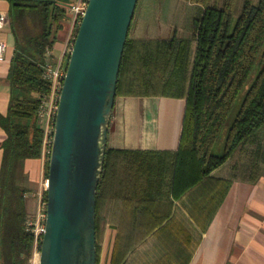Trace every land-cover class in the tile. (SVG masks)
Instances as JSON below:
<instances>
[{
  "label": "trees",
  "instance_id": "trees-1",
  "mask_svg": "<svg viewBox=\"0 0 264 264\" xmlns=\"http://www.w3.org/2000/svg\"><path fill=\"white\" fill-rule=\"evenodd\" d=\"M8 1L15 50L8 76L9 112L0 121L7 134L0 170V264H31L40 251L42 235L36 241L27 231L25 195L30 189L24 163L41 158L46 147L47 179L50 146L44 145L39 108L51 92V83L44 78V66L70 0ZM186 1L203 7L202 16L193 22L192 38H127L116 97H179L185 99V109L176 152L107 148L96 197L97 264L107 204L117 194H134L122 197L121 203L136 212L161 204L135 195L161 193L165 177H170L166 193L181 203L194 223L189 234L191 258L201 238L197 228L208 229L230 187L212 173L264 126V0ZM240 99L224 150L215 154L213 149ZM158 218L161 225L169 216ZM149 235L119 232L110 264H122Z\"/></svg>",
  "mask_w": 264,
  "mask_h": 264
},
{
  "label": "crops",
  "instance_id": "crops-1",
  "mask_svg": "<svg viewBox=\"0 0 264 264\" xmlns=\"http://www.w3.org/2000/svg\"><path fill=\"white\" fill-rule=\"evenodd\" d=\"M80 1L70 0L66 16L60 21L51 49L53 63L74 39L77 25L71 7ZM9 9V1L0 0V13L7 16V23L0 29V42L6 46L4 60L0 62V121L8 115L12 97L8 76L15 39ZM202 13L203 7L186 0H138L128 37L137 41L190 39L191 22ZM184 109L185 99L179 97H116L108 148L167 155L176 152ZM40 124L45 127L42 119ZM6 138L0 123V170ZM45 162L46 147L41 158L27 159L24 163L30 189L25 195L28 221L37 220L45 202ZM212 175L228 181L230 187L208 229L203 232L197 228L201 238L191 258L189 234L194 231L191 225L194 223L181 203L166 193L170 177H165L161 193L135 195L161 204L136 212L127 203H121L122 197L134 194H117L107 204L103 210L106 225L100 263L110 264L117 234L132 231L150 235L122 264H264V126L240 144ZM164 215L169 218L159 225L158 217Z\"/></svg>",
  "mask_w": 264,
  "mask_h": 264
},
{
  "label": "water",
  "instance_id": "water-1",
  "mask_svg": "<svg viewBox=\"0 0 264 264\" xmlns=\"http://www.w3.org/2000/svg\"><path fill=\"white\" fill-rule=\"evenodd\" d=\"M138 0H88L50 143L37 264H97L96 197L122 56Z\"/></svg>",
  "mask_w": 264,
  "mask_h": 264
},
{
  "label": "built area",
  "instance_id": "built-area-1",
  "mask_svg": "<svg viewBox=\"0 0 264 264\" xmlns=\"http://www.w3.org/2000/svg\"><path fill=\"white\" fill-rule=\"evenodd\" d=\"M88 0H81L78 4L71 7V11L74 15V21L78 26L86 9ZM7 23V16L0 13V29L4 27ZM73 42L68 44L67 48L64 50L61 58L57 60L56 63L52 62V52L48 50L47 56L48 61L44 66V78L51 83V92L48 96H45L41 106L39 108V117L44 121L45 127H43L45 132L44 145L50 146L53 128L55 122V115L58 108V100L63 85L64 77L66 74L68 58L73 47ZM6 46L4 43L0 42V62L4 60V53ZM46 187V183H45ZM46 217V202H44L42 208L40 209L36 221L27 222V231L34 234L36 241L43 234L44 223ZM38 255V253H37Z\"/></svg>",
  "mask_w": 264,
  "mask_h": 264
},
{
  "label": "rangeland",
  "instance_id": "rangeland-1",
  "mask_svg": "<svg viewBox=\"0 0 264 264\" xmlns=\"http://www.w3.org/2000/svg\"><path fill=\"white\" fill-rule=\"evenodd\" d=\"M192 26H193V22H191V28H192ZM74 35H75V34H74ZM67 61H68V60H67ZM66 64H67V62H66ZM240 102H242L241 99H240V101L237 103L236 108H235L233 114L231 115V117H230V119H229V122H228V124H227V127L223 130L220 140L216 143V145H215V147H214V149H213V153H215V154H221V153L223 152V150H224V145H225V140H226V136H227L228 128H229L230 124L232 123V121H233V119H234V117H235V115H236V113H237V111H238V109H239V107H240ZM37 253H38V252H35V253H34V257H33V259H32L31 264H37V262H38V256H37ZM100 260H101V259H100ZM100 262H101V261H100ZM100 262H99V263H100ZM100 264H101V263H100Z\"/></svg>",
  "mask_w": 264,
  "mask_h": 264
}]
</instances>
